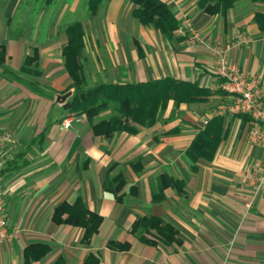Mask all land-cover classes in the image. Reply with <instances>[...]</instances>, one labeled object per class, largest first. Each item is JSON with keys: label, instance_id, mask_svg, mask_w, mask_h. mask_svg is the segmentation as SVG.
Returning <instances> with one entry per match:
<instances>
[{"label": "crops", "instance_id": "0c3cea01", "mask_svg": "<svg viewBox=\"0 0 264 264\" xmlns=\"http://www.w3.org/2000/svg\"><path fill=\"white\" fill-rule=\"evenodd\" d=\"M162 1L182 20L173 40L135 17L131 0H104L98 14H90L93 22L85 27L95 48L98 83L173 77L199 82L214 94L178 107L171 100L154 125L107 137L96 135L85 115L62 127L74 95L63 57L67 26H60L67 0L42 1L40 7L63 6L54 22L51 16L35 21V7L26 9V0H0V43L7 51L0 65V178L12 234L0 244V264H24L32 243L51 247L33 264L59 258L83 264L91 253L102 264H264V186L253 207L246 206L255 187L248 175L264 164V143L251 142L250 115L226 111L232 98L216 87L222 80L215 70L216 48L230 47L240 69L264 84V30L256 21L264 1L236 0L226 14L204 11L200 0ZM35 49L37 74L24 71ZM214 116L226 117L224 136L214 159L200 160L195 170L186 151ZM119 173L127 182L122 202L108 189ZM162 175L184 186L167 187L157 201ZM79 197L103 216L89 243L83 242L84 228L53 219L58 205ZM146 215L173 224L180 242L154 245L134 236L133 223ZM112 240L131 247L113 249Z\"/></svg>", "mask_w": 264, "mask_h": 264}, {"label": "trees", "instance_id": "16d2710c", "mask_svg": "<svg viewBox=\"0 0 264 264\" xmlns=\"http://www.w3.org/2000/svg\"><path fill=\"white\" fill-rule=\"evenodd\" d=\"M135 5L133 14L144 25L153 26L159 30L165 38L173 40L175 33L182 27L170 6L162 0H131ZM264 1V0H259ZM104 0H88L87 6L90 14L95 17ZM236 0H200L199 5L210 14H226L234 7ZM256 21L264 30V13L256 14ZM68 43L63 48L65 67L72 80L71 88L74 95L66 103L70 111L67 117L85 115L91 123L96 135L111 137L118 132L136 134L141 128L154 125L160 115L166 110L171 100L178 107L182 103L192 104L205 102L214 94L213 91L202 86L199 82L185 81L167 77L154 81L143 82H100L90 86L85 73L83 53L87 47V33L84 22L75 21L66 28ZM6 47L0 43V65L6 61ZM38 51L26 59L24 71L39 73L37 68ZM104 112H110L108 116L100 118ZM243 116V114H237ZM66 117V118H67ZM226 117L214 116L200 129L186 155L194 163L200 160L212 161L225 133ZM126 179L119 173L110 180L109 190L116 199L124 201L125 194L122 192L126 186ZM175 186L182 189L184 181L160 176L159 190L154 199H164V191L167 187ZM54 222L77 225L85 229L84 243H89L94 234L99 231L103 216L90 210L83 198L79 197L73 203L63 202L55 208ZM130 232L142 242L148 244L170 245L180 242L179 231L171 223L155 215L140 216L133 223ZM151 235L154 238H151ZM109 247L116 250H128L131 243L110 241ZM51 250L50 245L45 243H32L25 249L24 264L45 257ZM55 264H67L63 258H59ZM83 264H102L99 256L91 253Z\"/></svg>", "mask_w": 264, "mask_h": 264}, {"label": "built area", "instance_id": "2783aa9c", "mask_svg": "<svg viewBox=\"0 0 264 264\" xmlns=\"http://www.w3.org/2000/svg\"><path fill=\"white\" fill-rule=\"evenodd\" d=\"M187 25L191 28L190 24L187 23ZM230 49V47L216 48V76L218 80L219 78L222 80L216 87L226 91L233 99L226 111L231 114H247L252 117L250 140L254 144H262L264 143V84H260L240 69L231 57ZM78 119L79 117L71 115L62 122V127L69 128ZM248 176L258 181V186L254 187L253 194L246 201V206L249 209L254 205L258 191L264 186V164ZM10 239H12V234L9 231L5 191L0 178V244Z\"/></svg>", "mask_w": 264, "mask_h": 264}, {"label": "rangeland", "instance_id": "374dc122", "mask_svg": "<svg viewBox=\"0 0 264 264\" xmlns=\"http://www.w3.org/2000/svg\"><path fill=\"white\" fill-rule=\"evenodd\" d=\"M42 1L43 0H26V2L24 3L23 6L26 7V9L29 8V6L35 7V14L33 15V17L34 16L36 17L35 21L39 20L40 18H41V22H43V19L45 21H48L50 16H51L52 22H54V20L57 21V19L59 17V12H60L58 10H60L63 6L59 5L60 2H58V3L53 2L50 6H47L46 5L47 3H45L46 8L40 7V6H42ZM59 1H61V0H59ZM67 3L69 5V7L66 9V12L64 13V17H63L62 21L60 22V26L62 27V29L65 28L66 26H68L69 24L75 22V21H82V22H84V24L86 23L90 27L93 20H92V18H90V12L88 11V8H87V0H81L79 6H77L75 9H73L75 0H67ZM48 31H49L48 27H46V33ZM51 31H53V29ZM86 33L88 35L87 38H88V45H89L91 43V37H90L91 35H90L89 28H88V30L86 29ZM94 49L95 48L93 46V43H91L89 45V49L85 50L83 53V56L85 57V60H84L85 73H86L88 83L90 86H94V85L98 84V81L100 79V78L96 77V75H95V74H97L96 72H97L98 66L92 58L93 53H94ZM100 50L101 49L99 48L98 51H100ZM232 102H233V99H232ZM232 102L229 104H232ZM251 180L254 181V186H258L257 180H255V179H251ZM260 190L258 191V193L256 195L255 202H256L258 194L260 193ZM252 194H250V196ZM252 207H253V205H252Z\"/></svg>", "mask_w": 264, "mask_h": 264}, {"label": "water", "instance_id": "95a60500", "mask_svg": "<svg viewBox=\"0 0 264 264\" xmlns=\"http://www.w3.org/2000/svg\"><path fill=\"white\" fill-rule=\"evenodd\" d=\"M72 95V92H69V93H67V94H64V95H61L60 96V99L62 100V101H65L69 96H71Z\"/></svg>", "mask_w": 264, "mask_h": 264}]
</instances>
